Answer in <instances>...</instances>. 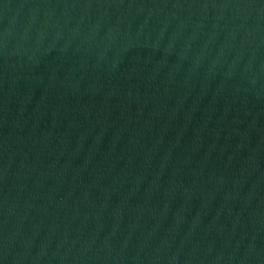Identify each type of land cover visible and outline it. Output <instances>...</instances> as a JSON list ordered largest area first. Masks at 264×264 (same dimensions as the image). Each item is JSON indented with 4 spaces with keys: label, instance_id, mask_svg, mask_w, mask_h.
I'll use <instances>...</instances> for the list:
<instances>
[{
    "label": "water",
    "instance_id": "95a60500",
    "mask_svg": "<svg viewBox=\"0 0 264 264\" xmlns=\"http://www.w3.org/2000/svg\"><path fill=\"white\" fill-rule=\"evenodd\" d=\"M264 107V0H119Z\"/></svg>",
    "mask_w": 264,
    "mask_h": 264
}]
</instances>
